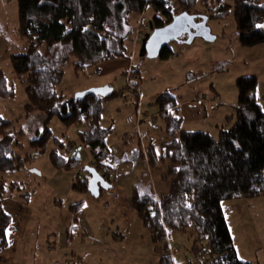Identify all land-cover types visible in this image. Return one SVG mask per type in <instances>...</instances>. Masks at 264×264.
Instances as JSON below:
<instances>
[{
	"label": "trees",
	"instance_id": "obj_1",
	"mask_svg": "<svg viewBox=\"0 0 264 264\" xmlns=\"http://www.w3.org/2000/svg\"><path fill=\"white\" fill-rule=\"evenodd\" d=\"M197 1L203 9L194 7ZM17 6L18 31L26 39V49L10 55L11 66L24 83L26 115L34 112L41 122L30 144L43 151L51 115L65 124L81 123L78 143L87 148L92 156L90 164L110 183L115 181L108 162L114 155L107 146L112 127L99 124L103 98L93 94L83 99H74L73 95L65 98L57 92L64 65L71 56L76 69L128 57L126 40L133 37V16L137 20L147 6L152 8L151 17L145 20L142 14L140 21L151 31L179 13L191 15L198 22L203 16L222 18L229 12V5L221 0H17ZM233 15L241 44L264 43V28L256 26L264 25V0H233ZM147 37L140 38V56H146ZM172 55L175 50L168 44L158 56ZM235 83V119L228 127L219 126L215 136L205 130L180 129L177 101L169 90L155 98V115L167 139L157 149L150 142L146 153L150 167L165 164L161 178L169 180V186L155 195L150 184L138 182L129 200L159 264H174L168 240L175 233H188L192 238L197 264H254L237 256L221 206L223 200L264 195V105L255 94L254 75H240ZM12 92L0 72V96ZM116 93L113 90L110 95ZM15 144L12 121L0 116V171L22 164L21 157L13 154ZM135 150L142 158L140 148ZM49 158L56 170H78L72 188L87 190L89 173L83 170L80 158L56 147L49 150ZM20 183L12 181L10 190L19 189ZM4 192L1 189L0 194ZM28 194L24 191L19 196L28 198ZM82 202L71 201L67 208L74 214ZM75 222L72 217L70 227ZM9 224V214L0 208V250L7 245L5 229Z\"/></svg>",
	"mask_w": 264,
	"mask_h": 264
},
{
	"label": "rangeland",
	"instance_id": "obj_2",
	"mask_svg": "<svg viewBox=\"0 0 264 264\" xmlns=\"http://www.w3.org/2000/svg\"><path fill=\"white\" fill-rule=\"evenodd\" d=\"M221 2L229 5V12L222 18L206 19V25L215 36L211 41L195 37L190 43H183V51L178 54H176L178 45L169 42L168 44L175 50V55L167 58L140 56V38L145 27L143 23L137 21L142 14L145 20L151 17L152 8L147 6L137 20L136 15L133 16V37L126 40L128 57H115L118 58V62L124 61V63L110 69L108 67L111 66L112 61L109 60L107 63L105 60L97 65L76 69L73 63L74 57L71 56L63 67L56 90L65 98L79 90L104 84L110 85L117 91L116 94L102 99L103 109L99 124L103 127L109 125L112 127L107 141L116 145L126 136L129 138L127 139L129 144L132 143L131 146L137 148L138 144L142 158L136 157L132 165L147 172L148 175L151 167L148 163L145 142L148 136L152 135L158 144L159 135L163 138L165 136L161 129L162 122L155 115V98L158 94L169 90L178 104L186 101L185 107L183 106L186 108L185 111L178 106V115L181 117L180 129L205 130L214 136L219 126L228 127L235 119L233 105L238 96L235 83L238 76L256 77L255 94L258 98H262L261 102L264 105V43L241 44L235 28L233 0H221ZM194 7L203 9L198 1ZM212 7L214 8L215 4H212ZM135 32L138 37L135 36ZM185 39L187 33H183L177 42ZM25 49L26 39L18 31L17 0H0V72L13 91L10 96H0V116L12 121L14 139L18 142L13 146V154L21 157L20 161H22L19 168L0 171V191L1 189L5 191L4 194H0V207L9 209L8 205L12 202L10 188L12 181L17 180L22 181L19 184L21 188L15 189L13 195L19 197L22 192H31L35 189L36 194L32 196L28 207L31 211H38V207L45 202V179L56 171L50 161L49 150L56 147L64 153L71 144L77 142L78 131L82 128V124L74 122L65 124L56 115H51L46 123L50 133L43 151L30 144L31 136L36 128L40 127L41 122L34 112L26 115L23 108L27 99L24 83L14 73L10 61L11 54ZM187 61H193L202 70L192 74L190 72L192 68H186ZM215 97L216 100L213 101ZM89 157V151L84 147L80 153V164L91 165ZM125 169L128 168L121 165L116 180L111 183L112 187L115 185L116 190H126L138 183H131L125 178V174L121 173ZM35 174L40 176L32 179L30 176ZM167 183L169 180L164 181V184ZM111 186L103 189L96 197L87 190H80L79 198H73L76 201H83L78 212L81 210L83 219L89 223L88 228L92 230L88 242L93 240L92 238L104 242L89 251L82 263L159 264L147 231L130 204L131 193L127 195L115 193L111 190ZM245 200L249 211L239 220L236 219L235 212L229 209L230 202L223 200L221 206L224 217L237 256L254 264H264V195L248 197ZM47 205L44 204V207ZM35 220L33 218L32 223ZM247 222L252 223V229H256L262 241V245L251 252L248 244L243 242L245 237L243 227L247 229ZM168 243L173 253L174 264H197V255L192 249L193 242L188 233H175Z\"/></svg>",
	"mask_w": 264,
	"mask_h": 264
},
{
	"label": "crops",
	"instance_id": "obj_3",
	"mask_svg": "<svg viewBox=\"0 0 264 264\" xmlns=\"http://www.w3.org/2000/svg\"><path fill=\"white\" fill-rule=\"evenodd\" d=\"M176 45H178L176 54L179 52L181 53L184 44L177 42ZM117 59L118 58L114 57L106 60L107 63L109 60V62L112 61V64H110L111 66L108 68H115L121 63H124V61L118 62L119 60ZM187 62L186 68H192L193 70L190 69L192 74L202 70V68L198 64L193 63V61ZM185 102H180V104L177 102V106H179L182 111L186 109L184 108ZM127 139L129 138L125 136L122 141L117 142L116 145L107 141L110 153L114 155L108 162L112 164L111 173L115 176V180L117 171L120 169L121 165H125L128 169L121 171V173L123 175L125 174V178L131 183L140 182V184H150L155 195L166 191L169 183L164 184L166 179L161 178V174L165 172V164H157V166L151 167L149 175L147 172L137 169L132 163L136 157H138V151L135 150L136 147L131 146L132 143L129 144ZM159 139V143L156 144L154 136L151 135L148 136L147 142L145 143L148 145L152 142L154 148L157 149L159 144L167 139L166 134L164 138L162 135H159ZM68 148L69 150L66 149L65 153L69 152V156H71L78 152V158H80V153L84 147L80 145L77 140V142H74L73 145H70ZM91 158L92 156L90 154V163ZM77 172L79 171L56 170L50 174V176L45 179V202L42 203V206L38 207V211H31L28 207L32 196L36 194L35 189L31 192L28 191V198L14 196L12 192V202L8 205L9 209H2L10 216L9 228L11 231L9 234L5 233L7 245L0 250V264H83V259H85L88 252L95 246L104 243L102 240L94 238L88 242L87 239L91 238L90 234H92V230L88 228L89 223L83 219L81 210L72 214L66 206L69 201H76L73 198L77 199L79 198L78 196H80V190L72 188V182ZM37 174L30 177L34 179L40 176ZM133 188L134 187L131 185L126 190H116L114 185L111 190L121 195H127L131 193ZM228 201L230 202L228 207L235 212L236 219L239 220L242 216L248 214L249 209L245 205L247 200L232 199ZM39 202V204H41L40 200ZM44 204L48 205L44 207ZM72 217L76 218L74 227H70ZM33 218L36 219L34 223H32ZM247 224V229L243 227L245 235L243 242H245L246 245L248 244V248L251 252L259 248L262 245V241L258 237L256 229H252V223L247 222ZM250 227L251 229H249Z\"/></svg>",
	"mask_w": 264,
	"mask_h": 264
},
{
	"label": "water",
	"instance_id": "obj_4",
	"mask_svg": "<svg viewBox=\"0 0 264 264\" xmlns=\"http://www.w3.org/2000/svg\"><path fill=\"white\" fill-rule=\"evenodd\" d=\"M187 33V39L184 43H190L195 37H200L203 40L211 41L215 38L211 34L209 27L206 25V18L203 16L202 20L196 22L194 17L185 13L175 15L167 24L154 28L144 41V49L147 57H155L160 54L162 49L168 45L169 42L179 41V37ZM113 92V87L108 84L101 86L89 87L87 89L79 90L73 94L74 99H83L86 95L93 94L102 98L108 97ZM73 155V154H72ZM71 155V156H72ZM79 157V153H75ZM83 170L89 173L88 192L96 197L100 189H108L111 183L108 182L92 165H84Z\"/></svg>",
	"mask_w": 264,
	"mask_h": 264
},
{
	"label": "built area",
	"instance_id": "obj_5",
	"mask_svg": "<svg viewBox=\"0 0 264 264\" xmlns=\"http://www.w3.org/2000/svg\"><path fill=\"white\" fill-rule=\"evenodd\" d=\"M140 18H141V16H140ZM140 18H139V21H138V23H142V21H140ZM150 32H151V28H149V27H147V26H145V30L142 32V36H146V35H149L150 34ZM135 36H137L138 37V35H137V33L135 32ZM141 36V37H142ZM216 100V97L213 99V101H215Z\"/></svg>",
	"mask_w": 264,
	"mask_h": 264
},
{
	"label": "snow or ice",
	"instance_id": "obj_6",
	"mask_svg": "<svg viewBox=\"0 0 264 264\" xmlns=\"http://www.w3.org/2000/svg\"><path fill=\"white\" fill-rule=\"evenodd\" d=\"M257 27H260V28H264V25H260V24H258V25H256ZM10 228L9 229H5V233L6 234H9L10 233Z\"/></svg>",
	"mask_w": 264,
	"mask_h": 264
}]
</instances>
